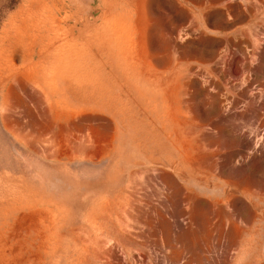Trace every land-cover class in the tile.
<instances>
[{"label": "rangeland", "instance_id": "obj_1", "mask_svg": "<svg viewBox=\"0 0 264 264\" xmlns=\"http://www.w3.org/2000/svg\"><path fill=\"white\" fill-rule=\"evenodd\" d=\"M0 264H264V0H0Z\"/></svg>", "mask_w": 264, "mask_h": 264}]
</instances>
